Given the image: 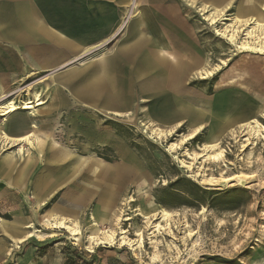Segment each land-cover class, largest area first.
Returning <instances> with one entry per match:
<instances>
[{
  "label": "rangeland",
  "instance_id": "374dc122",
  "mask_svg": "<svg viewBox=\"0 0 264 264\" xmlns=\"http://www.w3.org/2000/svg\"><path fill=\"white\" fill-rule=\"evenodd\" d=\"M33 1L0 0V10L4 4L13 8L31 2L33 10L52 14L58 21L61 15L56 11L64 5L80 7L86 3L84 0ZM137 1L145 26H163L171 17L175 21L180 19L192 30L199 48L207 56L206 71L214 73L208 79L211 91L207 93L206 86L197 90L214 98L229 88L233 96L230 101L236 105L249 101L250 117L256 116L254 119L264 126V49L259 50L264 46V35L259 40V36L248 34L254 24L247 29L252 19V23L255 19L264 22V0H255L252 6L261 18L250 17L249 13L246 19L238 14L241 0H233L229 11L204 8V4L189 6L183 0ZM106 3L109 6L110 2ZM94 5L90 23L80 24L81 29L72 28L71 32L88 31L83 26L93 32L100 25V14ZM131 8L132 2L127 12L123 8L114 32L126 21L128 25L132 23L135 17L132 11L129 18ZM213 18L217 24H212ZM51 30L60 37V31H66ZM125 35L124 31L119 32L102 41L103 47L84 53L76 51L67 61L59 62L48 51L52 48L50 41L23 44L22 56L12 52L20 65L0 67V72H9L0 101L22 107L25 102L40 99L45 104L37 109L45 110L50 102L54 103L46 92L53 86L54 78L68 70L82 69L104 50V57L110 59L116 88L129 98L127 106L116 110L119 117L112 114L114 110H100L89 100L75 99L66 86H60L58 96L63 105L51 116H41L48 126L34 124L31 142H6L0 132V152L16 151L14 146L25 142L29 148H35L41 135L48 138L43 143L50 149H70L78 155L89 151L84 156H96L108 165H123L124 153L129 151L149 174L148 179L140 180L139 186L122 181L124 193L107 215L94 212L96 198L87 199L81 212L56 214L51 210L57 205L68 208L60 195L50 196L40 207L32 194L33 188L29 186L22 191L14 188L12 191L20 200L8 192L6 197L11 199L5 203L9 205L0 204V245L5 249L0 252V264H264V131L258 129V135L253 137L240 129L245 121L240 120L221 134L212 136L207 129L186 141L195 129L186 122L173 134H159L155 129L164 131L182 120L163 125L150 118L155 100L142 93L146 84L152 82L151 74L143 72L150 46L146 45L137 55L124 53L118 46ZM35 36L32 34L30 38L34 40ZM246 44L249 49L243 47ZM6 48L0 41V50L4 51L0 58L8 55ZM166 60L169 63V58ZM68 61L71 64L63 67ZM29 111L34 109L18 110L14 117L27 118ZM41 128L44 131L37 133ZM213 138L218 139L215 144L219 143L224 150V161L216 163L205 152ZM172 144L177 147L172 149ZM18 150L24 155L21 146ZM238 175L245 180L244 184L240 179L222 182ZM208 178L216 182L207 184ZM64 187L59 189V194L68 190ZM162 209L171 213L169 221L162 218ZM61 221L76 233L60 228ZM14 229L24 231L25 236H14L19 232L15 230L13 235ZM105 233L115 239L105 240L103 244L93 239ZM124 240L128 243H123Z\"/></svg>",
  "mask_w": 264,
  "mask_h": 264
},
{
  "label": "crops",
  "instance_id": "0c3cea01",
  "mask_svg": "<svg viewBox=\"0 0 264 264\" xmlns=\"http://www.w3.org/2000/svg\"><path fill=\"white\" fill-rule=\"evenodd\" d=\"M183 1L189 6L204 4V8L210 6L220 11H229L233 4V0ZM246 1L239 2L240 18L246 19V14L249 13L250 17L261 18L262 15L258 10L252 7L255 0ZM84 2L86 3L80 7L73 4L61 7L56 11L61 15L58 21L52 17V14L46 15L33 10L30 6L31 2H25V6L13 8L4 4L0 10V41L7 47L8 55L0 58V67L20 65L13 53L22 56L23 44L39 45L44 41H50L52 48L48 51L51 55L53 54V59L58 62L67 61L76 51L84 53L91 48H101L104 46L102 41L124 31L126 35L118 46L122 52L137 55L146 45L150 46L145 56L146 69L143 72H146L144 73L146 75L151 74L152 82L146 84L145 90L142 91L144 95L153 97L155 100L152 112L149 114L150 118L155 123L163 125H171L173 122L182 120L167 130L157 128L156 131H163L170 135L177 132L186 122L195 128L191 134L197 133L196 136H198L208 129V134L213 136L226 132L235 122L245 120L243 123H246L256 117L249 115V101L247 104L243 102L242 105H236L230 101L233 96L229 88L218 92L219 94L214 98H209L205 93L197 90L198 87L206 86L207 93L211 91L210 81L203 80L197 75L198 72H207V56L199 48L192 30L183 21L171 20L170 17L163 26L148 27L144 24L142 10L138 8L137 0H84ZM106 2H110L109 6ZM131 2L129 18L132 11L135 18L130 25L126 21L114 32V27L124 12L123 8L126 7L125 12H127ZM92 3L98 8L100 25L93 28V32L88 26H83L82 29L87 28L88 31H83L82 34L71 32L72 28L81 29L80 24L90 23ZM51 29L66 31H60L61 38ZM32 34H36L34 40L30 38ZM65 35L75 40L68 39ZM102 52L98 59L85 63L82 69L68 70L66 71L68 73L54 78L53 86H47L46 91L48 99L54 100V103L50 102L45 110L37 109L45 104L43 103L36 106L34 112L29 111V117L24 119L14 117L13 114L5 121L0 115V132H5L9 137L16 139L32 134V127H36L34 124L48 126V122H42L41 116H51L58 106L63 105L58 96L60 86H66L75 99L89 100L100 110H114L112 114L119 117L116 110L120 106H127L129 98L123 97L116 88L110 59L104 57V50ZM2 54L4 51L0 50V56ZM166 57L169 58V63L166 62ZM70 64L69 61L63 63V67H68ZM8 73L0 72V95L5 92L4 82ZM139 74L141 75V72ZM190 86L193 88L188 89ZM0 104L5 103L0 101ZM37 118H40V121ZM43 131L44 129L41 128L37 133ZM86 138L90 137L87 135ZM39 140L40 144L35 148H29L25 142L15 145L16 151L0 152V200H4L0 204L9 205L5 203V200L11 199L6 197L8 192H12L13 198L17 197L20 200L12 190L18 188L22 191L30 186L33 188L32 194L36 204L40 207L50 196L62 197L68 208L57 205L51 210L56 214L69 215L70 212H81L87 199L96 198L98 204L94 212L107 215L111 213V208L119 202L124 193L122 181L139 186L140 180L149 178V174L129 151L124 153L123 165H108L96 156H84L89 154V151L84 150L85 152L78 155L70 149H50L43 143L48 141V138L39 135ZM216 142H218L216 138L210 141V143ZM23 144L27 145V148H24ZM19 146L25 151L24 155L19 152ZM62 187L68 190L59 194V189ZM22 209L25 210L23 205ZM15 230L19 231L16 235H14ZM12 232L14 236H22L21 238L25 236V232L20 229H14ZM4 251L3 245H0V252Z\"/></svg>",
  "mask_w": 264,
  "mask_h": 264
},
{
  "label": "bare ground",
  "instance_id": "6f19581e",
  "mask_svg": "<svg viewBox=\"0 0 264 264\" xmlns=\"http://www.w3.org/2000/svg\"><path fill=\"white\" fill-rule=\"evenodd\" d=\"M252 5V4H251ZM251 7V6H250ZM251 10V9H250ZM213 13V12H212ZM253 21V19H252ZM252 21L250 23H247L248 24V27L247 29L251 26V24L254 26L252 30L248 31V34L250 36H256L259 38V40H261V35H264V22L260 21V20H257L255 19L254 22L252 23ZM212 24H217V21L215 18L212 19ZM234 31V30H233ZM236 32V31H235ZM257 32H258V35H257ZM235 35V34H234ZM232 40V39H231ZM259 43V42H258ZM244 44V43H243ZM244 48L246 49H249V44H246V45H243ZM253 47V46H252ZM259 48V47H258ZM264 49V46L262 45L261 48L259 50H263ZM201 71V70H200ZM197 75L203 79V80H207L209 79L210 77L214 76V73L212 71H207V72H198ZM210 81V80H209ZM201 82V81H200ZM41 100L40 99H36L35 101H30V102H25L23 103V106L20 107L18 106L16 103L14 102H10L8 104H5V106H0V115L5 118L4 120L7 121V119L9 117H11L13 114H15L18 110H32L34 109L36 106H39L41 105ZM240 129L242 131H245L247 130L248 132H250L251 136H256L258 135L259 133V130L258 129H262L264 131V126L259 122L257 121L256 119H252L250 120L249 122H246V123H243L240 125ZM241 131V132H242ZM159 134L161 135H167V133L163 132V131H158ZM169 135V134H168ZM197 135V133H194V134H191L188 138H184L186 141L187 139H192L194 138L195 136ZM31 137H32V134H28L27 136H24V137H20V138H11L7 135V133L5 132H2L1 133V139H3L4 141H11L12 143H18V142H24L25 140L26 141H29L31 142ZM12 144H10L11 146ZM14 145V144H13ZM6 146V145H5ZM177 147L176 144H172L171 148L172 149H175ZM205 149V152H208V156H210L214 162L218 163L220 161H224L225 160V155H224V150L220 147V144H215V143H210L207 147L204 148ZM113 155V154H112ZM108 169V168H107ZM110 169V168H109ZM20 176V175H19ZM247 176V178H249L250 176L249 175H245ZM236 179H240V182L241 184H244L245 180L243 178L240 177V175L238 176H233V177H228V178H224L222 182H225V183H229V182H234ZM205 182L207 184H211L213 182H216V179L214 178H208V179H205ZM218 182V181H217ZM102 183V182H101ZM171 217V213L166 211V210H163L162 209V218L166 221H169V218ZM168 224V223H167ZM58 225H60L59 227L60 228H68L71 232L73 233H76V231L74 230V228L70 227V226H67L66 222L64 221H61L60 223H58ZM169 225V224H168ZM140 232V231H139ZM115 235V234H114ZM31 236V235H30ZM110 238V239H109ZM94 240H96L99 244H103L105 243V240H114V236L113 235H110V234H107L105 233L102 237H94L93 238ZM140 241H142V237L140 238ZM123 243H128L127 241L124 240Z\"/></svg>",
  "mask_w": 264,
  "mask_h": 264
}]
</instances>
